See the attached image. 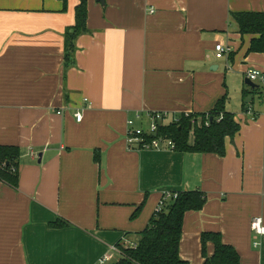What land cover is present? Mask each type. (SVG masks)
Listing matches in <instances>:
<instances>
[{
  "label": "crops",
  "instance_id": "obj_1",
  "mask_svg": "<svg viewBox=\"0 0 264 264\" xmlns=\"http://www.w3.org/2000/svg\"><path fill=\"white\" fill-rule=\"evenodd\" d=\"M77 4L0 0V146L21 152L18 187L0 181V264H99L138 240L164 193L190 191L206 203L185 214L182 260L203 264L202 235L216 232L241 264H264L251 230L264 221V85L246 83L264 53L230 20L264 0H88L67 65ZM217 44L231 53L218 59ZM224 97L241 126L224 157L128 148L139 113L208 114ZM59 219L68 226L53 228Z\"/></svg>",
  "mask_w": 264,
  "mask_h": 264
},
{
  "label": "trees",
  "instance_id": "obj_2",
  "mask_svg": "<svg viewBox=\"0 0 264 264\" xmlns=\"http://www.w3.org/2000/svg\"><path fill=\"white\" fill-rule=\"evenodd\" d=\"M67 9L68 0H60ZM88 0H78L75 8V24L65 34V61L73 62L77 39L88 32ZM230 20L242 35H252L249 53H264V12L231 13ZM255 89L254 95H260ZM243 93V97H247ZM227 97L221 99L208 114L179 115V121L161 131L162 136L172 139L180 153L214 154L224 157L226 139H233L241 130L234 114L226 111ZM191 127V128H190ZM21 152L13 146H0V181L17 188L19 182V160ZM94 160L100 162L101 153L96 151ZM160 212H156L147 228L137 233L138 240L119 248V260L114 264H189L180 257V242L184 217L187 212L201 211L206 203L205 196L197 191L173 192ZM176 194V198L175 195ZM136 213L134 214V216ZM68 224L59 219L53 228H64ZM214 245L212 257L206 255V245ZM203 264H241L238 252L226 245L216 232L202 235Z\"/></svg>",
  "mask_w": 264,
  "mask_h": 264
},
{
  "label": "built area",
  "instance_id": "obj_3",
  "mask_svg": "<svg viewBox=\"0 0 264 264\" xmlns=\"http://www.w3.org/2000/svg\"><path fill=\"white\" fill-rule=\"evenodd\" d=\"M150 13L153 14L154 10L151 9ZM216 57L223 59L231 53L230 47H225L222 44H217L215 47ZM247 77L252 82H260L264 85V73L260 70H250L247 73ZM189 115V114H188ZM77 122L82 121V114H76ZM179 121L178 117L166 112H143L139 113L135 119H129L127 121V133L126 140L127 146L131 151H161L171 150L175 151L176 146L172 139L162 136L161 131L173 123ZM172 193L166 192L163 195V199L160 201L156 212H160L164 204L172 199ZM176 198V194L174 195ZM251 230L258 238L264 236V221L262 218H254L251 222ZM254 245L258 247L259 242H255ZM111 251L119 254V248L113 246ZM111 261L110 255L104 256L99 264H107Z\"/></svg>",
  "mask_w": 264,
  "mask_h": 264
},
{
  "label": "rangeland",
  "instance_id": "obj_4",
  "mask_svg": "<svg viewBox=\"0 0 264 264\" xmlns=\"http://www.w3.org/2000/svg\"><path fill=\"white\" fill-rule=\"evenodd\" d=\"M110 257H111V261L108 262L107 264H114V263H116L119 260V255L117 253H115V252L114 253L111 252L110 253Z\"/></svg>",
  "mask_w": 264,
  "mask_h": 264
},
{
  "label": "water",
  "instance_id": "obj_5",
  "mask_svg": "<svg viewBox=\"0 0 264 264\" xmlns=\"http://www.w3.org/2000/svg\"><path fill=\"white\" fill-rule=\"evenodd\" d=\"M98 2H99L100 4H102L103 6H105V4H106V0H98ZM246 83H247V85L250 86V87H255V86H256V85H255L253 82H251V81H247ZM190 128H191V127H190Z\"/></svg>",
  "mask_w": 264,
  "mask_h": 264
}]
</instances>
